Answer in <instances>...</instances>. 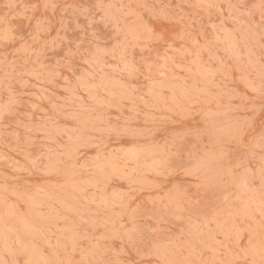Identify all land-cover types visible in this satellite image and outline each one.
<instances>
[{
    "label": "rangeland",
    "instance_id": "obj_1",
    "mask_svg": "<svg viewBox=\"0 0 264 264\" xmlns=\"http://www.w3.org/2000/svg\"><path fill=\"white\" fill-rule=\"evenodd\" d=\"M55 2L0 48V259L259 260L264 0Z\"/></svg>",
    "mask_w": 264,
    "mask_h": 264
},
{
    "label": "clouds",
    "instance_id": "obj_2",
    "mask_svg": "<svg viewBox=\"0 0 264 264\" xmlns=\"http://www.w3.org/2000/svg\"><path fill=\"white\" fill-rule=\"evenodd\" d=\"M55 0H0V48L5 47L8 43L17 39L13 35V29L9 27L11 19L23 17L29 21L35 20L37 33L32 36L33 45L43 43L40 36L47 32L52 26V20L47 18V14L51 12L53 16L57 8ZM113 2L112 0H96V3L89 8H80L79 14L84 15L86 19H94L99 13L101 18L107 22H113ZM71 5L61 6L63 12H70ZM31 13V15H29ZM65 17L62 16L59 23L63 24ZM7 59V54L0 52V62ZM264 247L260 249V259L246 261V264H264ZM13 261H4L0 259V264H12ZM167 264V262H166Z\"/></svg>",
    "mask_w": 264,
    "mask_h": 264
},
{
    "label": "snow or ice",
    "instance_id": "obj_3",
    "mask_svg": "<svg viewBox=\"0 0 264 264\" xmlns=\"http://www.w3.org/2000/svg\"><path fill=\"white\" fill-rule=\"evenodd\" d=\"M262 168H264V166H262ZM262 255H264V253H262ZM12 264H17V262L13 261ZM20 264H32V262L31 261H23V262H20ZM134 264H154V262L150 261V260H144L141 262H134Z\"/></svg>",
    "mask_w": 264,
    "mask_h": 264
}]
</instances>
